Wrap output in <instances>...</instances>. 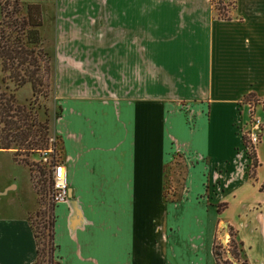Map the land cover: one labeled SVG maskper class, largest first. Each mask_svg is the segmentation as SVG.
Listing matches in <instances>:
<instances>
[{
  "label": "crops",
  "instance_id": "obj_1",
  "mask_svg": "<svg viewBox=\"0 0 264 264\" xmlns=\"http://www.w3.org/2000/svg\"><path fill=\"white\" fill-rule=\"evenodd\" d=\"M233 1L221 18L210 0H54L50 129L68 178L67 200L51 204L59 264H206L229 228L246 264L260 232L264 259V203L236 188L250 165L241 117L264 100V0ZM174 158L184 176L172 201L162 193ZM11 177L0 264H34L36 199L28 170L20 192ZM221 194L240 206L235 218L220 217Z\"/></svg>",
  "mask_w": 264,
  "mask_h": 264
},
{
  "label": "rangeland",
  "instance_id": "obj_2",
  "mask_svg": "<svg viewBox=\"0 0 264 264\" xmlns=\"http://www.w3.org/2000/svg\"><path fill=\"white\" fill-rule=\"evenodd\" d=\"M212 5L217 7H224L227 10V15L232 12V2L233 0H210ZM41 11H42V20L43 24L40 28V33L42 37V47L48 54L51 55V52L54 51V18H53V8L54 0H40L39 1ZM0 84L3 87L7 86V90L14 93L16 101L19 104L33 106V109L36 111L38 118L43 121L47 119L49 135L51 138H54V141L51 143V146H47V149L41 150L40 153L30 155L28 158L29 166H25L17 162V159L22 158V155H19L17 159L13 158V150L3 151L7 152L13 161L14 165H9L5 157H0V185L5 184L11 181V176L17 177V184L20 186L16 192H20L21 184L26 182L28 170V183L30 184L32 191L36 199V208L33 212H30L27 216L28 226L31 231L34 246L36 250L35 261L38 262L41 256V250L47 247L48 245V229L49 222L52 221V212H51V202L49 200L50 192V169L53 165L62 163V144L59 138L52 134L50 129V123L55 115L58 114V110L55 109L52 99L53 91V81L50 80V90L47 96H44L43 93H39L37 96H34L30 84H25L21 87L16 88L14 83L8 78V73L1 71L0 67ZM253 100V99H251ZM250 100V101H251ZM263 104V107L262 105ZM255 111L254 108L249 115H246L245 112L242 114V128L241 133L245 138H249L251 133H254L257 138V143L252 144L256 147V154L258 160V166L254 171L252 178L246 179V181L238 183L236 188L241 191L237 195V199H243L245 202L255 203L262 202L264 203V188L260 190L261 186L264 185V100H261L257 104ZM259 122V123H258ZM257 123V127L254 128V125ZM254 128V129H253ZM5 162H7L5 164ZM250 169L248 167L247 174L249 175ZM184 176V166L182 161L179 158H174V163L166 169V179L169 180L166 183L165 190L167 191V200H175L179 197L182 178ZM236 178V177H235ZM27 180V179H26ZM225 180V179H224ZM172 182V183H171ZM170 183V184H169ZM225 187L229 184V179L224 181ZM16 192H12L13 194ZM175 194V196L173 195ZM221 194L222 201L228 202V208L224 211L225 214L220 216L222 219H233L235 218L237 212L239 211L240 206L232 202L231 196L227 194ZM214 217H217L216 207L213 209ZM256 223H260L259 218L254 216ZM235 221V220H234ZM253 233V232H252ZM224 241H221V232L216 237V245L220 258L224 260L225 258L233 264H242L243 255L240 256L239 260H234L232 252H234V244L231 242L230 236L224 237ZM247 242H249L248 247H250L248 253L245 251L246 259L248 264H264V259L261 258L262 254L260 251V232L249 235L247 237ZM40 252V253H39ZM206 264H216L214 258L212 257L210 250L206 255Z\"/></svg>",
  "mask_w": 264,
  "mask_h": 264
},
{
  "label": "trees",
  "instance_id": "obj_3",
  "mask_svg": "<svg viewBox=\"0 0 264 264\" xmlns=\"http://www.w3.org/2000/svg\"><path fill=\"white\" fill-rule=\"evenodd\" d=\"M40 0H0V67L1 71L8 73V78L15 87L30 84L32 93L37 96L43 93L47 96L50 90V80L53 76V51L51 55L42 47L40 28L42 27V11ZM222 2V0H219ZM234 1L232 2V7ZM218 17L229 18L224 7L213 5ZM251 96L245 100L250 101ZM57 116V115H56ZM47 119L41 121L31 104H19L14 93L7 90V86L0 84V150H13V158L19 155L18 163L29 166L30 155L40 153L50 145ZM243 138L246 154L250 160L249 178H252L258 166L255 147L248 138ZM264 188L261 186L260 190ZM163 197L167 199L164 189ZM175 196V194H173ZM173 201V199H171ZM229 236L234 244V260L241 256V243L235 239V234L229 228ZM48 245L41 250L40 259L53 260L52 221L49 222ZM212 254L216 264H233L226 258L222 260L215 242ZM39 252V253H40ZM38 261V262H39ZM35 264H39V263ZM56 264H59L56 261ZM242 264H246L243 259Z\"/></svg>",
  "mask_w": 264,
  "mask_h": 264
},
{
  "label": "built area",
  "instance_id": "obj_4",
  "mask_svg": "<svg viewBox=\"0 0 264 264\" xmlns=\"http://www.w3.org/2000/svg\"><path fill=\"white\" fill-rule=\"evenodd\" d=\"M259 123V122H258ZM257 123L254 125L256 128ZM253 128V129H254ZM250 144H256L257 138L254 133H251L248 138ZM54 141V138L49 139V143ZM68 198V178L67 172L62 163L55 164L50 169V192H49V200L51 204H57L61 202H65ZM36 262V261H35ZM34 262V264H35ZM37 263V262H36ZM39 264H56V259L53 257L51 262L48 261L47 258L43 260L40 259Z\"/></svg>",
  "mask_w": 264,
  "mask_h": 264
}]
</instances>
